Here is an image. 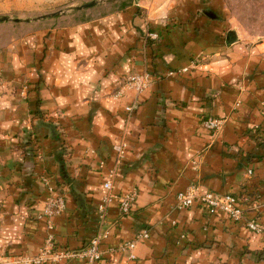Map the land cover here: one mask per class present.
<instances>
[{
    "label": "crops",
    "instance_id": "crops-1",
    "mask_svg": "<svg viewBox=\"0 0 264 264\" xmlns=\"http://www.w3.org/2000/svg\"><path fill=\"white\" fill-rule=\"evenodd\" d=\"M175 1L169 15L183 23L148 45L133 9L49 29L37 111L59 112L63 135L55 121H34L41 157L34 165L21 162L18 171L9 166L19 155L7 137L27 124L26 106L0 90V252L35 254L49 232L58 248L86 246L101 225L97 206L116 161L113 145L123 143L112 191L135 189L137 196L127 214L118 213L117 198L107 206L104 253L95 264H264V234L198 203L178 208L175 199L190 184L231 192L243 199L246 217L264 222V40L220 42L216 25L184 20L194 10ZM148 17L151 30L162 28L157 16ZM205 55L212 58L203 65ZM144 70L151 83L127 116L134 91L110 94L123 76ZM208 115L223 120L212 135L202 126ZM58 143L70 147L69 157ZM41 174L65 192L64 212L49 223L40 216L49 194ZM143 229L149 236L136 243L133 257L117 249Z\"/></svg>",
    "mask_w": 264,
    "mask_h": 264
},
{
    "label": "rangeland",
    "instance_id": "rangeland-1",
    "mask_svg": "<svg viewBox=\"0 0 264 264\" xmlns=\"http://www.w3.org/2000/svg\"><path fill=\"white\" fill-rule=\"evenodd\" d=\"M89 2L95 3L89 7L78 8ZM175 3V0H0V90H8L9 96L13 94L16 100L22 101L26 106L24 120L27 124L24 128L9 134L7 137L11 153L19 155L17 159L16 157L10 159L9 166L11 170L18 171L21 162L34 165L40 160L41 140L38 139L39 135H37L34 126V121L37 122L38 118L46 122L51 121L54 123L55 121L54 126L58 128L57 135L59 133L63 135V130L58 123L59 112L51 114L37 111L39 110L38 106L41 104L39 85L42 79L39 74V66L40 61L46 55L45 50H48L49 47V45L46 46L49 42V29L90 22L115 11L133 9L136 14L143 18L145 31L141 32L140 37L143 43L148 45V43L158 41L165 29L172 30L183 23L177 14L169 15L170 11L172 12L177 6ZM179 4L187 9L194 10L192 11L194 17H186L184 20H190L191 22L195 20L194 24L199 25L201 28L216 25L219 31L221 30L218 36L220 42L233 43L240 41L253 44L264 40V0H187L179 2ZM52 13L55 14L49 15ZM149 14L162 20L161 29L163 31L159 28L150 29L149 20L151 19L148 17ZM4 17L6 19L2 20ZM37 42L40 43L39 47L41 49L38 53ZM210 57L212 58V56L205 55L201 59V64L204 65L210 62ZM6 59L7 61H5ZM183 70L186 71V68ZM4 71L8 73V76L3 74ZM145 73L148 74L149 79L144 88L145 90L151 83L149 71L147 70L123 76L117 88L111 92V97H119L124 91L131 90L127 82L130 75ZM135 99L138 103L139 95L134 96L132 101ZM57 146H60L66 157H69L71 153L69 146L63 143H58ZM39 179L46 186L51 185L45 174L39 175ZM53 187L65 202L64 190ZM47 198L48 196L44 200L40 216L50 220L52 217L64 212L65 204L59 214L46 217L44 210L48 202ZM35 218H37V215H35ZM49 234L51 233H47V235ZM45 238L37 252L32 255H11L0 252V264H33L28 263V259L37 255L43 247ZM55 245V248H58L56 242ZM51 263L53 262L40 264Z\"/></svg>",
    "mask_w": 264,
    "mask_h": 264
},
{
    "label": "built area",
    "instance_id": "built-area-1",
    "mask_svg": "<svg viewBox=\"0 0 264 264\" xmlns=\"http://www.w3.org/2000/svg\"><path fill=\"white\" fill-rule=\"evenodd\" d=\"M148 74H132L127 78L129 88L134 91L135 97L144 90L148 81ZM137 100L135 99L125 107V113L129 116L137 108ZM264 110V105H263ZM223 125V120L215 116H207L202 119L203 128L211 135L218 131ZM123 143H116L113 149L116 152L115 164L108 168L105 172V178L102 182V187L105 190V195L102 202L97 206L98 216L100 218V227L98 231L90 238L88 244L84 247L71 249V248H55V239L52 234L46 236L43 247L39 250L36 256L28 259V263L40 264L44 262H60L78 260L86 264H95L103 257V249L101 242L106 237V232L102 230V223L104 222L107 206L114 199L117 198V210L120 215L127 214L135 201L137 192L135 189L129 190L125 193L115 196L112 188L113 181L116 176V165L119 158L123 153ZM99 168L104 167V162H99ZM251 173V171H248ZM49 191L48 202L45 206V216L51 217L52 215L59 214L64 207L63 197L55 191L52 185H47ZM176 206L178 208H187L195 203H198L209 214H224L228 219L235 222H242L249 231L257 234H264V222H260L254 218L246 217V210L242 206L243 199L234 193L225 192L219 193L214 191H201L199 185L190 184L184 190L178 191L175 195ZM50 220H48V223ZM50 225V224H49ZM149 236L147 229L137 232L130 240L120 243L117 249L128 250L130 257L136 243Z\"/></svg>",
    "mask_w": 264,
    "mask_h": 264
},
{
    "label": "water",
    "instance_id": "water-1",
    "mask_svg": "<svg viewBox=\"0 0 264 264\" xmlns=\"http://www.w3.org/2000/svg\"><path fill=\"white\" fill-rule=\"evenodd\" d=\"M95 2H89L87 4H84V5H81L79 6L78 8H83V7H89V6H92ZM55 13H52V14H49V15H54ZM6 19L5 17L2 18V20Z\"/></svg>",
    "mask_w": 264,
    "mask_h": 264
}]
</instances>
